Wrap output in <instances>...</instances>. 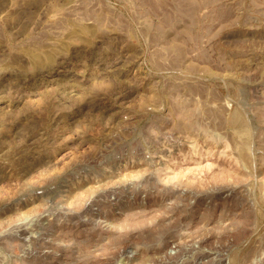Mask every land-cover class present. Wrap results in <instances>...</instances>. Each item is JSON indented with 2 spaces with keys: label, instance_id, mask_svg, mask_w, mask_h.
Listing matches in <instances>:
<instances>
[{
  "label": "rangeland",
  "instance_id": "obj_1",
  "mask_svg": "<svg viewBox=\"0 0 264 264\" xmlns=\"http://www.w3.org/2000/svg\"><path fill=\"white\" fill-rule=\"evenodd\" d=\"M0 264H264V0H0Z\"/></svg>",
  "mask_w": 264,
  "mask_h": 264
}]
</instances>
